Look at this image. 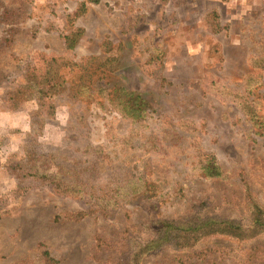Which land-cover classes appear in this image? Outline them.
I'll list each match as a JSON object with an SVG mask.
<instances>
[{
	"label": "rangeland",
	"instance_id": "obj_1",
	"mask_svg": "<svg viewBox=\"0 0 264 264\" xmlns=\"http://www.w3.org/2000/svg\"><path fill=\"white\" fill-rule=\"evenodd\" d=\"M211 11L215 35L203 24ZM71 29L82 35L67 50ZM106 51L114 72L94 88L139 94L142 119L122 117L106 91L76 99L40 85L32 100L12 95L52 58L70 87L73 64ZM235 90L264 124V0H0V264H131L151 222L248 225V194L264 210V128L250 137ZM207 158L220 177H202ZM138 187L150 198H135ZM139 264H264V233L165 245Z\"/></svg>",
	"mask_w": 264,
	"mask_h": 264
},
{
	"label": "trees",
	"instance_id": "obj_2",
	"mask_svg": "<svg viewBox=\"0 0 264 264\" xmlns=\"http://www.w3.org/2000/svg\"><path fill=\"white\" fill-rule=\"evenodd\" d=\"M100 0H87L89 3L96 4ZM86 2L79 3L75 12L68 15L67 19L72 22L74 19L81 16L85 11ZM214 16V17H213ZM215 12L211 11L204 15L203 24L209 35H215L218 31L222 30L218 21H215ZM218 23V25H217ZM82 35L81 29H71L63 37L64 45L67 50H72L76 45L79 37ZM218 47L216 44L211 43L209 53L216 55ZM108 51L103 52L104 56L101 57H87L79 63H74L73 66L79 71L78 80L70 87H66L59 75L60 68L65 64L62 59L52 58L45 62L44 73L40 76L35 72H30L26 76V83L24 86L13 89V97H22L24 101L32 100L36 94L39 93L40 85H51L53 89L60 91H68L69 96L79 99L87 98L93 99L96 91L107 92V101L110 105L117 110L124 118L132 119L133 121L140 120L146 114L148 105L144 98L133 91H129L121 86L112 85L110 90L102 91L95 89L98 81L105 79L108 75L113 74L114 64L116 58L114 55H106ZM259 63L256 59H251L250 64L257 67ZM254 67V68H255ZM256 83V79L252 76L244 78L243 86L250 91L251 85ZM23 89V91H22ZM236 91V90H235ZM23 92V93H22ZM237 96L234 97L236 104L239 106L241 113L246 117L250 124L248 130L251 135H260L259 130L264 128L263 123L257 121V112L251 105L249 98L241 97L240 93L235 92ZM27 157V156H26ZM10 155L7 159L10 160ZM25 158V157H24ZM23 158V160H24ZM30 158V157H28ZM12 167L9 166L11 172ZM17 169V168H16ZM14 169V173H16ZM201 175L203 178H218L221 172L212 158H207L205 164L202 166ZM135 198H150L151 193L147 190L138 187L133 192ZM248 225L243 226L231 220H218V219H195L190 221H155L151 222L150 230L151 237L143 243L135 245L130 258L131 264H139L143 255L153 253L165 245L173 246L177 249H185L193 247L199 241L209 237H228L238 241L251 240L258 235L264 233V210L262 206L248 194L246 198ZM89 211V210H88ZM87 211V212H88ZM87 212L80 214V216L87 215Z\"/></svg>",
	"mask_w": 264,
	"mask_h": 264
},
{
	"label": "crops",
	"instance_id": "obj_3",
	"mask_svg": "<svg viewBox=\"0 0 264 264\" xmlns=\"http://www.w3.org/2000/svg\"><path fill=\"white\" fill-rule=\"evenodd\" d=\"M208 13V12H207Z\"/></svg>",
	"mask_w": 264,
	"mask_h": 264
}]
</instances>
